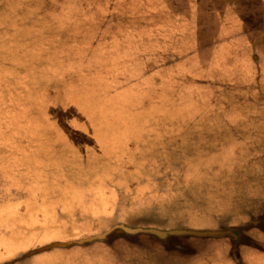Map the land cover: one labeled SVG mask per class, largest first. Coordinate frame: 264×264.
<instances>
[{"label": "rangeland", "instance_id": "obj_1", "mask_svg": "<svg viewBox=\"0 0 264 264\" xmlns=\"http://www.w3.org/2000/svg\"><path fill=\"white\" fill-rule=\"evenodd\" d=\"M171 1L205 13L189 51L199 63L231 22L213 18L214 7L234 2L241 22L258 27L246 39L261 48L246 45L234 63H256L259 80L194 73L173 81L175 96L166 106L158 99L160 109L138 113L130 98L133 110L121 111L116 99L106 115L54 111L62 122L26 137L25 147L0 141V155L12 160L0 159V264H264V0H0V49L7 32L49 26L61 10L57 31H76L62 49L96 31L107 64L133 31L148 35L169 18ZM83 49L74 55L99 70L101 54ZM223 58L219 51L215 61ZM176 230L217 235L153 233Z\"/></svg>", "mask_w": 264, "mask_h": 264}, {"label": "crops", "instance_id": "obj_2", "mask_svg": "<svg viewBox=\"0 0 264 264\" xmlns=\"http://www.w3.org/2000/svg\"><path fill=\"white\" fill-rule=\"evenodd\" d=\"M194 6L169 2L166 15L170 17L164 18L161 25L152 27L153 32L148 35L133 31L131 38L120 41L116 53H109L107 64L104 57L106 51L102 49H108V46L104 39L95 34L96 31L90 34L91 37L88 34V41L75 47L76 51L73 47H70L71 50L63 48L72 54L61 58L62 47L71 44L76 32L57 31L60 22H66L62 20L61 10H58L57 17L51 20L49 26L36 30L26 25L22 29L15 28L18 32H7L11 41L5 42L4 48L0 49V141L9 143L13 149L25 147L27 142L33 140L26 141V137L31 138L34 134L38 139L42 129L62 122L57 113L58 118L54 117V111L67 117L77 113L84 118L87 113L92 116L106 115L109 109L105 111V107L116 99L121 111L130 110V98L136 99L138 113L147 112L150 108L160 109V104L156 105L158 99H164L163 106H166L168 99L171 101L175 96L172 93L173 81L183 83V77L189 80L188 76L194 73L201 75L199 80H208L206 77L212 76L214 81L257 82L259 77L253 74L257 64H250V61L235 64L234 56L240 50L249 48L246 45L252 51H261L256 40L246 39L247 34L258 27L253 29L247 22H241L236 14L238 11L232 10L234 2L224 4L222 10L214 7L213 18L223 16V20L219 19L220 23L228 18L231 22L214 36L213 56L205 57L199 63L197 51H189L197 44L196 37L192 35L198 33V27L193 26L194 21L196 24L200 22L205 13L200 12L198 3ZM214 22L218 26V20ZM226 31L229 33L226 34ZM0 33L2 38L4 33ZM65 33H68L67 40ZM262 33L264 36V30ZM222 35L225 36L223 39ZM83 44H89V49L101 54L103 65L99 70L90 65L96 64L91 58L79 60L74 55L82 50L86 52ZM219 51L224 58L215 61ZM248 89L253 90L250 86ZM28 126L41 129L31 132L27 130ZM11 131L14 134L9 137ZM0 159L12 161L6 155H0Z\"/></svg>", "mask_w": 264, "mask_h": 264}, {"label": "water", "instance_id": "obj_3", "mask_svg": "<svg viewBox=\"0 0 264 264\" xmlns=\"http://www.w3.org/2000/svg\"><path fill=\"white\" fill-rule=\"evenodd\" d=\"M132 232L136 233V230L132 231ZM137 232H142V230H140V231L137 230ZM153 233L161 235L162 237H165L168 234H171V235H186V234H189V235L198 236V237H201V236H204V235H217V233H202V232H194V231L187 232V231H179V230L172 231V232L167 233V234H160L159 232H153ZM224 234H230V233L229 232H224L223 235Z\"/></svg>", "mask_w": 264, "mask_h": 264}]
</instances>
